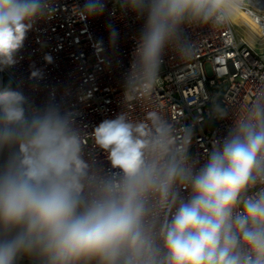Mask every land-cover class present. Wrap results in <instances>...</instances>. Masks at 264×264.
I'll use <instances>...</instances> for the list:
<instances>
[{
	"label": "clouds",
	"instance_id": "clouds-1",
	"mask_svg": "<svg viewBox=\"0 0 264 264\" xmlns=\"http://www.w3.org/2000/svg\"><path fill=\"white\" fill-rule=\"evenodd\" d=\"M113 2L141 22L126 87L145 93L186 25L224 26L240 9V0ZM56 8L0 0V72L19 63L28 33ZM105 8L85 0L76 14ZM42 78L39 69L30 76ZM67 95L38 104L21 84L0 83V264H264V91L202 162L157 112L104 119L89 135L107 168L86 154Z\"/></svg>",
	"mask_w": 264,
	"mask_h": 264
},
{
	"label": "built area",
	"instance_id": "built-area-1",
	"mask_svg": "<svg viewBox=\"0 0 264 264\" xmlns=\"http://www.w3.org/2000/svg\"><path fill=\"white\" fill-rule=\"evenodd\" d=\"M54 3L53 16L28 33L19 63L0 72V83L21 84L38 104L67 93L85 135L86 154L105 168L104 154L89 135L104 119L124 113L134 122L145 121L157 112L172 127L177 143L187 139L189 153L202 162L212 142L264 91V0H240L242 16L224 26L186 25L179 39L166 47L149 93L142 86L126 87L141 27L133 14L105 0L102 15L81 19L76 9L85 0ZM113 33L115 46L109 41ZM36 69L43 73L40 80L30 79ZM215 105L226 111L224 119L213 113Z\"/></svg>",
	"mask_w": 264,
	"mask_h": 264
},
{
	"label": "rangeland",
	"instance_id": "rangeland-1",
	"mask_svg": "<svg viewBox=\"0 0 264 264\" xmlns=\"http://www.w3.org/2000/svg\"><path fill=\"white\" fill-rule=\"evenodd\" d=\"M4 83H7V82H4ZM213 124H214V120L212 119V120L209 121V124L208 125L212 127Z\"/></svg>",
	"mask_w": 264,
	"mask_h": 264
},
{
	"label": "bare ground",
	"instance_id": "bare-ground-1",
	"mask_svg": "<svg viewBox=\"0 0 264 264\" xmlns=\"http://www.w3.org/2000/svg\"><path fill=\"white\" fill-rule=\"evenodd\" d=\"M240 16H242V15L238 11V13L236 14V16L233 19H235L236 17H240Z\"/></svg>",
	"mask_w": 264,
	"mask_h": 264
}]
</instances>
